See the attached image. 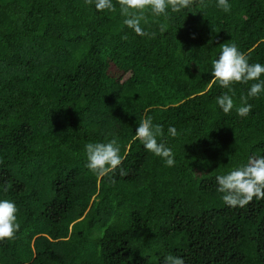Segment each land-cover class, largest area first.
I'll return each instance as SVG.
<instances>
[{
    "label": "trees",
    "instance_id": "1",
    "mask_svg": "<svg viewBox=\"0 0 264 264\" xmlns=\"http://www.w3.org/2000/svg\"><path fill=\"white\" fill-rule=\"evenodd\" d=\"M112 3L0 0V200L20 224L0 264H264V199L232 208L216 190L218 175L264 156V91L240 117L258 81L231 86L229 114L216 103L229 90L211 83L223 43L264 65V0L146 10L154 37ZM144 117L163 127L174 166L133 139ZM114 137L122 164L98 178L85 145Z\"/></svg>",
    "mask_w": 264,
    "mask_h": 264
},
{
    "label": "clouds",
    "instance_id": "2",
    "mask_svg": "<svg viewBox=\"0 0 264 264\" xmlns=\"http://www.w3.org/2000/svg\"><path fill=\"white\" fill-rule=\"evenodd\" d=\"M85 3H94L97 11L112 10L115 7L112 0H85ZM120 6V15L124 17L123 24L133 30L139 36H155V33L146 32L141 22L147 23L146 10H151L154 16L168 17V10L172 13H179L189 8L194 0H117ZM203 5V0H200ZM206 7V5H204ZM217 6L225 12L231 10L228 0H217ZM166 30V25H160V31ZM122 39H127L126 36ZM211 83H218L222 88L228 89L216 98V103L225 114H229L235 106L233 99L234 83L247 84L249 81H258L251 84L247 95H241L240 106L236 107V113L240 117H246L252 110L253 105L248 103L249 98H255L264 91V80L260 77L264 74V65L260 63H249L248 56L238 49L235 43H223L220 45L218 58L212 60ZM232 92L233 95H230ZM168 134L171 137L179 135L174 126L168 127ZM163 127L153 124L151 117L142 118L135 132L134 140H139L144 148L155 156L162 158L166 166L172 167L175 164L174 154L170 147L158 137H163ZM86 168L98 178L111 176L118 166L122 164L123 157L120 155V146L117 138L108 142H89L85 145ZM126 175L124 170L120 173ZM114 182V181H113ZM6 185V181L4 182ZM218 185L217 192L222 194L223 202L232 208L247 206L253 199H264V156L255 154L248 157L247 163L238 166L226 174L216 177ZM7 191V187H4ZM18 209L13 201L0 200V241L11 240L20 229L17 219ZM164 264H185L182 257L168 255Z\"/></svg>",
    "mask_w": 264,
    "mask_h": 264
}]
</instances>
